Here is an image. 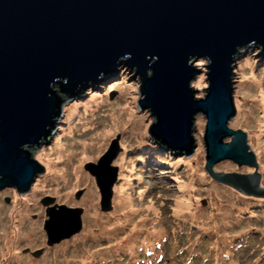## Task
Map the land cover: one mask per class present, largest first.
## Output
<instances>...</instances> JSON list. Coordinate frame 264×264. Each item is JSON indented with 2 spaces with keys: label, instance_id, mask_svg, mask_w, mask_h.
<instances>
[{
  "label": "water",
  "instance_id": "95a60500",
  "mask_svg": "<svg viewBox=\"0 0 264 264\" xmlns=\"http://www.w3.org/2000/svg\"><path fill=\"white\" fill-rule=\"evenodd\" d=\"M203 59L209 87L198 97L192 81L203 75L195 66ZM236 60L264 67V0H0V197L32 202L29 190L45 172L32 153L53 141L63 106L126 79L155 152L168 159L193 153L199 125L206 187L264 214V200L251 198H264V186L248 133L229 127ZM119 150L114 142L99 164L86 166L104 211L113 207ZM51 203L44 198L52 246L81 232L83 209Z\"/></svg>",
  "mask_w": 264,
  "mask_h": 264
},
{
  "label": "rangeland",
  "instance_id": "374dc122",
  "mask_svg": "<svg viewBox=\"0 0 264 264\" xmlns=\"http://www.w3.org/2000/svg\"><path fill=\"white\" fill-rule=\"evenodd\" d=\"M207 63L206 59L195 63L203 73L192 81L194 89L200 90L198 97H205L209 86ZM235 63L234 100L237 113L229 127L249 134L251 150L260 157L258 170L263 174L264 185V101L256 102L261 97L264 99V67L257 70L249 68L241 60ZM253 78L261 80L262 84L252 87ZM112 107V112L117 116H124L125 123L111 132L106 141H98L103 145L98 153L81 154L71 163H63L65 158L57 159L49 155L59 145L84 142L94 132L103 131L110 126L112 123L103 128L100 122L107 119L105 117L110 114ZM93 109L97 110L96 114L91 112ZM135 127L144 129L145 135L130 134V130ZM192 136L194 140L190 144L194 145V152L191 154L180 150L178 157L168 159L155 152L148 141L146 116L136 108V87L132 80L110 81L83 98L63 106L56 117L53 141L32 153V157L44 167L48 164L45 160H51V165L58 170L62 180L48 182L47 172L40 174L36 181L39 178L41 181L29 190L32 202L25 206L17 202V194L0 197V207L4 208L0 213V264H43L45 259H48L49 264H189L191 258L197 255V259L190 264H200L199 257L203 248L212 254V264H233L235 256L230 251L246 252L235 264H264V215H259L258 218L246 215L248 208L243 209L209 191L205 185L203 129L194 125ZM253 137L257 140H252ZM100 138L105 139L104 136ZM114 142H117L120 150L111 165L118 167L120 175L113 186V207L104 211L96 177L86 166L99 164ZM78 147L76 145L74 148ZM82 149L80 146L74 150ZM153 156H157V159L154 160ZM131 165L135 167L131 168ZM148 168L150 170L147 171ZM255 170L257 171L256 168ZM79 171L85 175L76 173ZM119 190L128 192L125 194L137 209H143L142 205L153 204V208L145 206L150 215H137L134 218L130 214L114 215L113 211L120 206V201L115 200ZM46 196L53 197L51 206L66 205L83 209L81 233L52 246L48 245L44 228L47 206L43 204ZM184 196L191 202V206L176 218L173 212L176 210V201H182ZM90 207L96 209L98 216L89 218ZM229 207L236 209L231 211L229 222L224 223L223 218L228 212L223 209ZM212 208L215 219L210 214ZM20 210L24 214H19ZM144 218L151 220L149 225L136 223ZM160 220L164 222V226L152 223ZM214 220L216 224L213 228ZM95 221L105 223L98 222L94 225ZM254 223L255 226L252 225ZM119 224H122L121 227L112 231ZM230 227H238L235 229H240L241 232L230 231ZM2 229H7L14 235L1 236ZM88 229L98 235H84ZM255 232L259 234L257 238L254 236ZM111 236L114 238H110ZM34 239L37 241L33 242ZM157 240H160L161 246L156 253V262L150 247ZM26 249L29 251H25ZM40 249L44 252L38 258L33 253Z\"/></svg>",
  "mask_w": 264,
  "mask_h": 264
},
{
  "label": "bare ground",
  "instance_id": "6f19581e",
  "mask_svg": "<svg viewBox=\"0 0 264 264\" xmlns=\"http://www.w3.org/2000/svg\"><path fill=\"white\" fill-rule=\"evenodd\" d=\"M252 83H253L252 87H259V85L262 84V81L261 80H257L256 78H253ZM263 101H264V99H263V97H261L256 102H263ZM238 107H239V104H238ZM124 110H125V108H124ZM95 111L97 112V110H95V109L91 110L92 113L96 114ZM110 111H111L110 114L107 117H105L107 119L106 120H102L100 122V125H102L103 128H105V126H108V124H111L112 123L110 126L106 127L103 131L100 130V131H97L96 133L94 132L89 138L84 139V142H73V143H70L69 144L70 147L67 144L59 145L58 147L55 148L54 152L49 153V155L55 156L57 159L58 158L59 159L65 158L66 160H64L63 163H66L68 161L71 163L72 160H74V159L77 158L76 156L79 157L81 154H84V155H91L92 154V155H94V154L98 153L100 151V149L103 147V145L100 144V142H98V141H106L108 139V137H110L111 132H113L117 128H120L125 123L124 116H117L115 112H112L113 111V107L111 108ZM114 111H116V110L114 109ZM70 115H72V112H70ZM242 119L244 121L246 120L245 118H242ZM239 120H241V119H239ZM259 124H260V122H259ZM130 134H137V135L144 136L145 131H144V129H140L139 130L137 127H135L134 129L130 130ZM137 135H135V136H137ZM255 135L258 136L257 134H255ZM101 136H104L105 139L100 138ZM230 137H233V136H230ZM80 140H83V139L81 138ZM252 140L255 141V140H257V138L254 139V137H253ZM85 141H87V142H85ZM76 145H79V147L82 146L83 149L81 151H75L74 149H78L79 148V147L78 148H74ZM255 156H256V161H257V167L254 166V169L255 168L257 169V171L255 170L256 176H257L258 179H260L261 185H263V181H262L263 174H261L260 171L258 170L259 169V164H260V162H259L260 157L258 156L257 153H255ZM45 161L48 163V164H46L47 174H48V175H46V177L49 178L48 179L49 180L48 182H52V183L54 181L60 182L62 180V179H60L61 178V175L58 174V170H56L51 165L52 164L51 163V160L46 159ZM133 167H135V166L131 165V168H133ZM76 173H79L81 175H85V173H83L81 171L76 172ZM67 176H68V173H67ZM39 181H41L40 178L37 180V182H39ZM41 184L44 185V182H41ZM118 192L119 193H116V195H115V200L118 199L120 201V206L118 208H115V210L113 211V214L114 215H116V216H123V215H126V214H130L132 216V218L136 217L137 215H139L140 217H147L148 215H150V212H148V211L145 210L146 209L145 206H147L148 208H153V204H150L149 203L147 205H142L143 206V209H137V208H135V204L131 200V198L128 195L125 194L126 193L125 190H124V192H123V190H119ZM188 198L190 199V197H188ZM221 201H223V200H221ZM190 206H191V202H189L187 200L186 196H184V198L182 199V201H180V200H178V202L176 201V207H175L176 210L173 211L175 217L177 218L182 212H184ZM94 207H95V205H94ZM241 208H243V207H241ZM3 209H4L3 207H0V213H2ZM234 209H236V208L229 207V208L223 209V211H226V212H229L230 211L223 218L224 223L225 222H229V215H231V211L232 212L235 211ZM89 211H90V216H89L90 219L93 218V217L98 216L97 211H96L95 208L90 207L89 208ZM250 211H252V212H250ZM26 212H28V210H26ZM20 213L21 214H24V211L23 210H20L19 211V214ZM153 214H156V213L153 212ZM245 214L246 215H255V216H257L258 214L260 216L264 215L262 213H259V212H256V211H253V210H250V209L246 210L245 211ZM18 218L20 219L19 215H18ZM154 218H155V216H154ZM217 219H218V216H217ZM150 221H151L150 219L148 220V219H145L144 218L143 220H141L139 222H136V223H140V224H143V225H149ZM98 222H100L102 224L105 223V221H95L94 225L98 224ZM152 223L155 226H157V225L158 226H164V222L161 221V220L160 221H154ZM248 223H251V222H248ZM236 226H239V225H236ZM235 228H238V227H230V231L241 232L240 229H237L236 230ZM246 228L251 229V227H246ZM2 232L3 233L1 234V236L4 235V237L10 236V235L13 234L9 230H7V229H2ZM83 234L86 235V236H88V235H93V236L98 235L97 233L92 232L90 229L86 230L85 233H83ZM254 234H256V235H254L256 238H257V236H259V234L257 232H255ZM110 238H114V236H111ZM10 239H11V244H12V237ZM32 241L33 242H36L37 239H34ZM137 244H135V245H137ZM157 246H159V242H156L153 246L150 247L151 249L154 250V252H153V258H154V260L156 262H157V256H156V253L157 252H155V248ZM230 253H233V255L235 256L234 257L235 259H234V263L233 264H235V262L237 260H239L241 257H243L246 254V252H238V251H235V252L230 251ZM161 255L164 256V254H161ZM134 261H136V260L134 259ZM43 264H49L48 259H45L44 262H43Z\"/></svg>",
  "mask_w": 264,
  "mask_h": 264
},
{
  "label": "trees",
  "instance_id": "16d2710c",
  "mask_svg": "<svg viewBox=\"0 0 264 264\" xmlns=\"http://www.w3.org/2000/svg\"><path fill=\"white\" fill-rule=\"evenodd\" d=\"M157 157V156H156ZM155 157V158H156ZM126 192V191H125ZM126 193H128V192H126ZM238 194V193H237ZM205 200V199H204ZM181 201V200H180ZM230 212V211H229ZM228 212V213H229ZM209 213H210V211H209ZM211 216H212V219H215V215H213L214 214V211H213V208L211 209ZM217 217V216H216ZM215 224H216V220H214V225H213V228H214V226H215ZM121 225L122 224H119L118 225V227L117 228H115L114 230H112V231H116L117 229H119L120 227H121ZM160 245H161V243H160ZM197 257H198V255L197 256H194V257H192L191 258V261H194L195 259H197ZM199 260H200V264H212V254L211 253H209V252H207V251H205L204 250V248L202 249V253H201V256L199 257ZM191 261L189 262V264L191 263ZM245 264H247V263H245Z\"/></svg>",
  "mask_w": 264,
  "mask_h": 264
},
{
  "label": "clouds",
  "instance_id": "9594fccd",
  "mask_svg": "<svg viewBox=\"0 0 264 264\" xmlns=\"http://www.w3.org/2000/svg\"><path fill=\"white\" fill-rule=\"evenodd\" d=\"M236 61H237V60H236ZM236 61H235V62H236ZM235 62H234V70H235V67H236V65H235L236 63H235ZM234 72H235V71H234ZM245 132H246V131H245ZM144 135H145V134H144ZM140 136H141V135H140ZM248 138H249V134H248ZM254 152H255V151H254ZM46 170H47V168L45 167V172H47ZM45 172H44V173H45ZM41 174H42V173H41ZM45 174H47V173H45ZM39 175H40V174H39ZM39 175H38V176H39ZM38 176H37V177H38ZM36 179H37V178H36ZM262 186H264V185H262ZM46 197H49V196H46ZM49 198H53V197H49ZM112 206H113V205H112ZM70 208H71V207H70ZM257 216L260 217L259 214H258ZM47 218H48V217H47ZM45 221H46V220H45ZM31 253H32V252H31Z\"/></svg>",
  "mask_w": 264,
  "mask_h": 264
}]
</instances>
